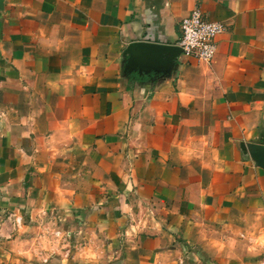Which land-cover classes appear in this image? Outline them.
Returning <instances> with one entry per match:
<instances>
[{"label": "crops", "instance_id": "1", "mask_svg": "<svg viewBox=\"0 0 264 264\" xmlns=\"http://www.w3.org/2000/svg\"><path fill=\"white\" fill-rule=\"evenodd\" d=\"M197 6L210 62L138 53ZM253 146L264 0H0V264H264Z\"/></svg>", "mask_w": 264, "mask_h": 264}, {"label": "built area", "instance_id": "2", "mask_svg": "<svg viewBox=\"0 0 264 264\" xmlns=\"http://www.w3.org/2000/svg\"><path fill=\"white\" fill-rule=\"evenodd\" d=\"M179 27L180 36L176 44L181 48V53L201 62H210L217 50L216 37L224 30V25L206 18L197 6L181 18Z\"/></svg>", "mask_w": 264, "mask_h": 264}, {"label": "water", "instance_id": "3", "mask_svg": "<svg viewBox=\"0 0 264 264\" xmlns=\"http://www.w3.org/2000/svg\"><path fill=\"white\" fill-rule=\"evenodd\" d=\"M182 52L181 48L177 45H167V44H147L145 42L138 45V53L141 56H149L151 53H158L166 55L167 60H173L178 54ZM251 155L258 162L259 165L264 167V148L259 146H253L251 149Z\"/></svg>", "mask_w": 264, "mask_h": 264}]
</instances>
